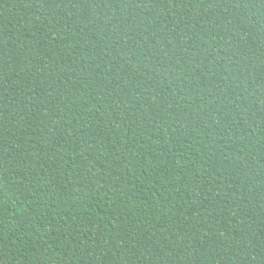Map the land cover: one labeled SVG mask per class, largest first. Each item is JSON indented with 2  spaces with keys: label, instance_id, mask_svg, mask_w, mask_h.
<instances>
[{
  "label": "trees",
  "instance_id": "16d2710c",
  "mask_svg": "<svg viewBox=\"0 0 264 264\" xmlns=\"http://www.w3.org/2000/svg\"><path fill=\"white\" fill-rule=\"evenodd\" d=\"M0 264H264V0H0Z\"/></svg>",
  "mask_w": 264,
  "mask_h": 264
}]
</instances>
